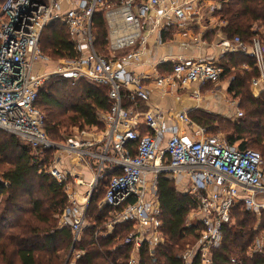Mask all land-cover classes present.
I'll return each mask as SVG.
<instances>
[{
	"label": "built area",
	"instance_id": "obj_1",
	"mask_svg": "<svg viewBox=\"0 0 264 264\" xmlns=\"http://www.w3.org/2000/svg\"><path fill=\"white\" fill-rule=\"evenodd\" d=\"M225 2L0 0V130L16 136L35 152L77 156L93 170V178L86 184V205L79 203L73 189L66 190L68 205L60 213L59 222L61 229L72 231L73 244L65 264H75L83 255L75 245L87 226L93 195L103 183L105 193L99 208L114 211L104 225L106 232L110 234L119 224L131 222L133 232L124 244H133L138 252L147 243L154 255L156 247L164 242L157 236L162 227L158 179L162 176L174 183L188 178L186 194L196 202L197 222L202 231L196 246L183 256L186 264L197 253L202 264H212L213 253L222 247L224 228L231 224L236 206L242 205L254 213L264 210V167L259 152L241 151L217 137L207 136V129L196 127L187 113L178 117L161 109L134 113L122 103L123 91L132 100H149L151 80L126 70L139 58L142 49L118 56L126 49L144 45V30L152 29L151 19L157 27L164 22L172 25L171 18L175 17L185 27L200 20L199 6L209 4V12L219 15ZM98 13H103L109 27V57L99 55L95 49L93 19ZM55 22L67 29L76 57L53 74L37 75L35 65L47 59L41 48L43 33ZM252 33L249 42L238 36L225 39L218 35V46L232 53L248 52L258 72V78L251 83L252 90L264 92V31L254 26ZM172 64L170 74L152 79L154 87L165 94L192 84H199L200 88L217 85L224 77L221 64L203 58H177ZM52 76L75 82L85 80L97 87L110 86L111 111L99 118L105 128L104 136L95 138L82 131L62 144L48 138L46 117L38 100ZM193 97L200 101L201 94ZM243 117L244 113L238 111L237 118ZM178 122L196 127L194 137L181 131ZM141 125L146 127L147 134L140 132ZM133 143L135 146H131ZM131 148L134 155L130 154ZM59 166L60 157L53 156L41 172L51 175L63 187L72 180L76 184L78 177ZM262 251V242L257 240L254 252ZM137 262L136 256H132L129 264Z\"/></svg>",
	"mask_w": 264,
	"mask_h": 264
},
{
	"label": "trees",
	"instance_id": "obj_2",
	"mask_svg": "<svg viewBox=\"0 0 264 264\" xmlns=\"http://www.w3.org/2000/svg\"><path fill=\"white\" fill-rule=\"evenodd\" d=\"M222 17L231 36H238L249 42L253 36V24L264 26V0H226ZM46 31L49 32L48 49L55 56L60 59L76 57L68 31L61 23H53ZM93 34L95 45L98 46L101 42L108 57V28L103 13L94 16ZM43 52L47 54L44 50ZM241 61L250 65L254 63L252 58L238 56L236 59L229 58L228 63L223 66L224 76L233 78L229 92L235 99H240V107L245 113L237 123L227 124L230 127L228 143L230 147H237L241 151L259 152L264 167V92L258 98L252 95L250 85L258 77V72L256 69H239ZM55 83H58L59 88L54 84L50 85L48 91L42 89L38 100L44 115L45 111L50 113L48 118L45 115V129L49 139H61V129L67 133L70 128L83 130L101 126L98 113L110 112L113 104L109 97L110 86L94 87L85 80L75 82L62 77ZM122 94L127 93L123 91ZM122 103L127 109L132 105L127 97ZM191 117L211 130L221 123L219 118L203 112L193 113ZM0 133L7 136L0 137V159L8 154L14 158L10 167L0 173V262L64 264L56 247L64 243L67 251L71 249L73 235L70 229H57V222L52 216L57 212L60 214L67 207L68 197L63 192V186L53 177L48 174L37 176L52 160L53 152H35L16 136L1 130ZM105 185L103 183L101 197H94L91 202L88 212L90 224L75 245L76 251L83 255L75 264H129L135 252L133 244H124L125 239L133 232L131 222L116 226L110 234L103 227L112 212L111 208L99 209ZM157 187L159 220L162 223L159 231L164 242L156 247L154 255L151 247L144 244L136 253L137 264H186L184 253L196 246L202 231L200 225L187 226L189 214L197 209L196 202L162 176L158 179ZM37 193L43 194L44 199H36ZM234 214L237 222L234 226H225L222 247L214 251L212 264H264V254L254 252L255 242L264 235V210L261 211V216L259 214L260 219L258 213L248 212L242 205L236 207ZM100 228L101 234L96 238L95 234ZM45 229L48 231L41 236ZM190 264H202L198 253Z\"/></svg>",
	"mask_w": 264,
	"mask_h": 264
},
{
	"label": "crops",
	"instance_id": "obj_3",
	"mask_svg": "<svg viewBox=\"0 0 264 264\" xmlns=\"http://www.w3.org/2000/svg\"><path fill=\"white\" fill-rule=\"evenodd\" d=\"M208 5L209 4H206L205 6L204 5L199 6L198 11H200L199 12L200 20L196 22L194 21L193 23L185 27L182 26L179 20H177L175 17L171 18L173 22L172 25H165L166 23L164 22L162 26H157V27L154 25V22H152L151 19L149 21V28L152 27V29L148 30L147 27L144 30V34H145L144 45L138 48L134 47V48L126 49L123 52H119L118 57H123L126 56L127 54L133 53L135 49L138 50L142 49L139 58L133 60L126 67V70L130 73L138 74L141 75L142 77L151 80L149 81L151 85V92L148 101H144L140 99L132 100L129 98L128 94L124 95V98L127 97L129 101L132 103V105L129 106L128 109L126 108L127 110H131L134 113H145V112L161 109L174 117H178L182 113H187L191 117V114L198 112L208 113L211 116L213 115L221 116V114H223L226 120L230 119L232 120V122L234 121V124L242 119V118L240 119L237 118V112L241 111L240 99H235L233 97V94L229 92L231 84L233 82V78H227L226 75L217 85H206L200 88L199 84H192L186 88L178 89L175 92L168 94H165L159 91L158 89H156L152 81V79L154 78L170 74L173 68L172 62L177 58H187V59L203 58L212 62H217L222 66L226 65L229 61V58L232 57L234 59L238 58V56L251 58L249 54H247L248 52L241 53L239 51H235L232 53L231 51H226L218 46V41H219L218 35H221L225 39H233L236 36H231L228 32L227 24L222 17L223 8L219 15H213L211 14V12H209L208 8L206 7ZM106 25L108 28V39H109V27L107 22ZM254 26H258L261 28V30L264 31V26L257 23L253 24V27ZM46 58L47 59H45L44 61L39 62L35 65V73L37 75H49L47 73L50 72L49 70L51 69L48 66L52 65L51 64L52 60L48 56ZM63 59L71 60L67 58H63ZM240 64L241 67L239 66L238 67L239 69L240 68L243 70L254 69L253 67L254 63L250 65L246 61H241ZM86 82L90 84L88 81ZM250 88H251V93L255 98L260 97L261 94L263 93L257 90H252L251 85ZM254 92L256 93V95L253 94ZM197 93L201 94L200 101H197L193 97ZM226 101L228 102V106L225 108L224 102ZM218 108L219 109L221 108L223 110V113L220 114L219 112H217L216 109ZM105 114L107 113L99 112L98 118H100L102 115ZM193 122L196 127H203L207 129L208 132L209 129L208 127L202 126L201 124L197 123L195 120H193ZM177 126L181 131L186 132V134L189 135L190 137H194V133L197 131L196 127H191L181 122H178ZM138 128L142 134L148 133V130L144 125L138 126ZM75 129H77L75 135H78L80 132L85 131L89 136H94L95 138H101L102 136H104L105 133V128L103 124H101V126L99 127L93 126V127L85 128L83 130H80L78 128ZM214 137H217L228 143V138L226 137H223L221 135ZM132 145L135 146L134 143ZM129 150H130V154L134 155L135 153L134 148L133 149L131 148ZM59 157H60V166H59L60 169L71 172L73 175L75 174L78 177V181L76 182V184L72 180L71 185L73 186V190L75 191L74 193L79 203L81 205H86L85 194L88 190L86 184L89 183L93 178L92 168L86 162H82V160L77 156L68 155L65 152L60 153ZM174 184H175V188L178 189L180 192H183L184 194H186V188L190 186L188 178H182L179 182H174ZM157 192H158V187H157ZM105 208L108 207L99 208V209L103 210ZM196 211L197 210L191 212L190 216H192V214L195 215L198 221L199 220L198 216L195 214ZM88 212H87L86 227H88L90 224L88 218ZM113 212L114 211L112 210L109 219L104 223V225H106L112 219ZM97 219H99V217ZM100 229L102 230V228ZM101 230H100V234H101ZM149 235H150V230H149ZM136 253L138 252H134L132 256H136L137 258Z\"/></svg>",
	"mask_w": 264,
	"mask_h": 264
},
{
	"label": "rangeland",
	"instance_id": "obj_4",
	"mask_svg": "<svg viewBox=\"0 0 264 264\" xmlns=\"http://www.w3.org/2000/svg\"><path fill=\"white\" fill-rule=\"evenodd\" d=\"M48 34H49V32L48 31H46L44 34H43V39H42V48H43V50L47 53V54H45V56L47 57H49L51 60H52V65L51 66H48L51 70H49L50 72H48L47 74H52V73H54V72H56L58 69H60V68H63L64 67V65H65V63H66V59L64 60V59H60V58H58L57 56H55L52 52H51V50H49L48 49V47H49V41L47 40V37H48ZM94 35V34H93ZM94 38H95V36H94ZM95 49H96V51H97V53L99 54V55H101V56H104L105 55V57H106V51L104 50V47L102 46V43L100 42L99 43V45L98 46H96L95 45ZM60 76H52V77H50L46 82H45V84H44V86H43V89H46V91H48L49 90V87H50V85H54L55 84V86L56 87H58L59 88V85H57L58 83H55V82H57V81H59L60 80ZM78 82V81H77ZM68 86H72L71 84H68ZM229 101H230V99H229ZM208 102V101H207ZM225 103V108L228 106V102L226 101V102H224ZM39 104H41V101H40V103ZM205 104H206V101H205ZM208 104V103H207ZM43 110H44V108H43ZM45 111V110H44ZM216 111L217 112H219L220 114L221 113H223V110L220 108H218V109H216ZM241 112H243L244 113V110L241 108ZM206 114H208V113H206ZM45 115L47 116V118L49 117V115H50V113L49 112H47V111H45ZM210 115V114H209ZM244 115H245V113H244ZM211 116V115H210ZM214 116V118H219V120H220V128L217 126L214 130H211V129H208V132H207V136H223V137H226V138H228L227 136H228V133L230 132V127H228L227 126V124H234V121L232 122V120H230V119H227L226 120V118L223 116V114H221V116H217V115H213ZM49 119H47V121H48ZM76 130L77 129H75V128H70V129H68V132L66 133V130H64V129H61V131H62V138L61 139H59V140H55V139H52V138H50L52 141H54V142H56V143H59V144H62L63 142H65V141H67L69 138H71L72 136H74L75 134H76ZM14 136V135H13ZM0 137H2V138H5V137H7V136H5L4 134H2V133H0ZM52 155L53 156H59L58 155V153H55V152H53L52 153ZM13 160H14V158L12 157V156H10L9 154H8V156H6V157H2L1 159H0V173L2 172V171H5L6 169H8L9 167H10V163L11 162H13ZM45 173L44 172H39V175H37V176H42V175H44ZM49 175V174H48ZM49 176H51V175H49ZM52 177V176H51ZM36 182H38V177L36 178ZM70 189V190H72L73 189V186L68 182L67 184H65L64 185V187H63V192L66 194V196H67V193H66V190L67 189ZM102 188H103V186H101L100 188H99V190L97 191V192H95L94 193V195H93V198H92V200L94 199V197H96V198H100L101 197V195H102ZM98 195H100L99 197H98ZM36 199H44V195L43 194H41V193H37L36 194ZM27 201V203H28V199L27 198H25ZM46 200V199H45ZM92 202V201H91ZM91 206V205H90ZM239 206V205H238ZM237 207V206H236ZM27 208H29V207H26V209ZM236 209V208H235ZM234 209V210H235ZM243 209H245L246 211H247V209L243 206ZM241 210V209H240ZM241 211H243V210H241ZM261 211H263V210H261ZM261 211H260V213H258V218L260 219V217H259V214H260V216H261ZM59 212H57V213H55V215L54 216H52V219L54 220V221H56L57 222V229L59 228L60 230H61V227H60V222H59V215L60 214H58ZM196 214V213H195ZM199 214V213H198ZM197 215V214H196ZM234 212H233V216H231V224L229 225V226H234L235 224H236V222H237V218L236 217H234ZM199 225V223L197 222V218H196V216L195 215H193L192 214V216H190V214H189V216H188V218H187V226L188 227H191V226H198ZM41 226V228H45L43 225H40ZM48 230L47 229H45V230H43V233H42V235L41 236H44L45 234H46V232H47ZM157 236H160L161 238H163L164 239V237H163V235H162V233H160L159 231H158V233H157ZM188 240H191L190 238L188 239ZM258 240H260L261 242H262V249H263V251H262V253L264 254V235H261V237L258 239ZM256 243H257V241L255 242V245H256ZM118 244H121V242H119ZM58 250V252H59V254H60V256L62 257V259L64 260V264H65V262L67 261V260H69L70 259V250L71 249H69L68 251H67V249H66V245L64 244V243H61V244H59L58 245V247H56ZM189 252V250L188 251H186L184 254H186V253H188ZM249 253H250V251H249ZM0 264H4L3 262H0ZM14 264H18V263H14Z\"/></svg>",
	"mask_w": 264,
	"mask_h": 264
}]
</instances>
